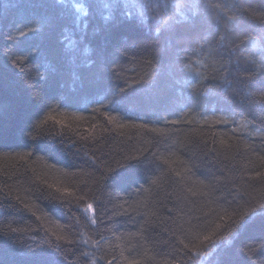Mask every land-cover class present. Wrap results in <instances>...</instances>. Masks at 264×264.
Returning a JSON list of instances; mask_svg holds the SVG:
<instances>
[{"label":"trees","instance_id":"1","mask_svg":"<svg viewBox=\"0 0 264 264\" xmlns=\"http://www.w3.org/2000/svg\"><path fill=\"white\" fill-rule=\"evenodd\" d=\"M76 3L0 0V264H264V0ZM126 7L142 30L105 45Z\"/></svg>","mask_w":264,"mask_h":264},{"label":"snow or ice","instance_id":"2","mask_svg":"<svg viewBox=\"0 0 264 264\" xmlns=\"http://www.w3.org/2000/svg\"><path fill=\"white\" fill-rule=\"evenodd\" d=\"M57 3L65 5H71L72 7L76 8L78 11L82 8V5H78L76 3V0H56ZM97 4H103L105 8H119L121 5H127L128 0H95ZM187 7L189 9L196 10L199 7L198 0H186ZM160 7L163 8V10L166 12L168 9V5L166 3L160 4ZM182 4H177L175 7L178 9L182 7ZM141 8L146 7L145 5H141ZM205 7H210L208 5H205ZM216 7H220L217 5ZM179 15L183 16V12L178 13ZM131 12L126 7L124 15L122 16L119 24H113V25H107L101 29L102 33V39L105 45L110 44L111 42L118 40L120 35V27L125 26L127 27L128 31L130 32H139L141 31V27L139 25L134 24L130 19ZM105 20L109 19V16L104 17ZM166 31H169L173 34L176 33V29L174 28V22L167 23L165 25ZM35 31V29H33ZM27 33L21 31L20 36H24ZM7 39L9 41H13L16 38L12 36L11 34L8 35ZM136 39H139V37H136ZM223 39V38H222ZM168 42H171V36L168 37ZM69 47H71V43L69 44ZM5 57L6 62H0V82H2L3 78L5 77L6 73H9L11 69L16 68L18 65H21V60L19 57L9 58L8 53L3 54ZM23 69L21 68V71ZM107 72L109 76L114 72L113 69L108 68ZM121 93L125 91V89L121 88L119 90ZM113 96L116 95L115 92L112 93ZM123 127V125H121ZM23 158V157H22ZM132 159H137L133 157ZM115 170L109 168L108 172L102 175V179H107L112 173H114ZM57 191H60V189H57ZM65 193H67V190H65ZM80 199H83L81 197ZM27 207V206H26ZM85 212L92 213L91 223L93 225L96 224V218H95V210L93 207V204L89 203L87 204L86 208L83 209ZM258 209L256 207H250L247 211H244L242 213L236 214V219H232L231 224V231L229 232V236L240 232L244 230L248 224L250 223L251 219L255 217ZM260 215L264 217V205L260 206ZM219 225L216 226L217 229H219ZM12 231H15L13 229ZM215 237V239H214ZM57 241L64 240V237H56ZM227 239V237L223 235H218L216 231L212 232L210 235H206L203 237V247L205 249H212L211 255H215V253L219 249V245L222 241ZM67 244L74 245L77 243L75 240H66ZM84 243H87L85 241ZM261 247H264V241L261 242ZM185 248H187V245H185ZM190 251V250H189ZM29 254L34 255L36 258L31 262V264H65L66 261L69 260L68 255H62V248L60 244H56L55 246L49 244L47 247L43 245H38L36 248L29 247L28 249ZM82 256H88L89 254L87 252H81ZM188 259L191 260V256H188ZM209 264H225V262L219 258L216 260H209Z\"/></svg>","mask_w":264,"mask_h":264}]
</instances>
